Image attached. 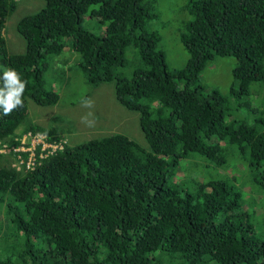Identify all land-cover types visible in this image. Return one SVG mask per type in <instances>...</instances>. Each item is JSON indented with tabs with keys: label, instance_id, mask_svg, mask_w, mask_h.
<instances>
[{
	"label": "trees",
	"instance_id": "1",
	"mask_svg": "<svg viewBox=\"0 0 264 264\" xmlns=\"http://www.w3.org/2000/svg\"><path fill=\"white\" fill-rule=\"evenodd\" d=\"M41 2L17 19L23 50L10 53L1 31L16 1L0 0V77L11 68L26 82L23 107L8 116L0 110V147L17 145L13 137L28 130L68 141L27 118L28 99L58 100L43 75L65 38L88 84L115 79V99L137 112L144 145L99 129L36 155L31 169H14L13 155L1 153L0 264H264V242L242 210L249 198L235 181L243 160L246 184L264 190V0H189L190 20L178 35L187 57L173 72L158 32L146 27L157 17L152 0ZM87 14L101 35L80 26ZM126 47L138 55L128 79L118 74ZM224 55L235 59L229 95L242 119L227 117L225 98L216 89L203 95L198 84L207 62ZM56 61L53 75L64 82L65 60ZM251 84L257 105L247 99ZM180 161L186 171L175 180Z\"/></svg>",
	"mask_w": 264,
	"mask_h": 264
},
{
	"label": "rangeland",
	"instance_id": "2",
	"mask_svg": "<svg viewBox=\"0 0 264 264\" xmlns=\"http://www.w3.org/2000/svg\"><path fill=\"white\" fill-rule=\"evenodd\" d=\"M16 1L13 11L8 15L3 24V38L5 40L6 50L10 53H18L23 50V41L15 30L17 19L41 6V0H14ZM154 2V12L157 14L155 19L147 22L146 27L149 30H155L159 34L158 49H161L164 55L165 67L168 72L182 67L186 61V51L179 41V32L183 25L190 20V15L185 9V5L189 0H152ZM96 8V5L89 6V9ZM80 26L95 35L103 33V26L99 25L95 17L89 14L84 15L80 22ZM69 38H65V46L59 55L53 56L50 61L49 68L44 72V77L48 88H52L58 92V100L56 103L45 106H38L27 100V118L28 121L38 126H53L57 131L67 138V143L71 146L80 140L88 138V136H96L91 133L103 129L106 132H117L125 134L129 138L135 140L140 146L144 145V140L138 126V115L135 111L124 109L114 96L113 81L103 82L95 86L88 84L82 72L78 68L77 62L80 60L79 55L72 52L69 46ZM124 65L118 69V74L125 78H130L132 66L138 62V55L135 49L126 47L124 50ZM61 58L64 63V82L58 81L53 74L57 72L58 61ZM235 64L232 56H214L200 70L198 76V84L201 86L203 95L209 93L212 89H216L218 93L225 98L224 107L228 110L227 117L235 112L240 119L244 116V111L236 109L234 99L229 95V86L232 84L231 69ZM59 74V72L57 73ZM254 84H251L250 94L247 99L251 100L254 105L260 101V94L253 92ZM252 90V91H251ZM246 99V98H245ZM90 100L93 107L86 108L82 106V101ZM263 106V104H262ZM92 115H88L89 113ZM242 113V117L237 113ZM54 117H56L54 119ZM82 117H87L89 121L94 120V126L89 127L82 122ZM232 118V116H230ZM228 119V118H227ZM55 121V122H53ZM61 121V124L59 125ZM20 128L16 131L18 132ZM117 130V131H115ZM113 133V132H111ZM18 137V135H16ZM41 138L38 134L25 131L20 135V145L30 146L33 141H39ZM63 141V139H61ZM4 153H16L15 148L2 144ZM30 155H25V159L21 155L15 154V159L11 162V166L19 167L22 162L28 165L31 162ZM29 158V159H28ZM23 160V161H22ZM193 159H187L188 173L194 175ZM202 161V160H201ZM28 162V163H27ZM207 162V161H206ZM209 163V162H207ZM242 170L238 177H235L236 184L240 187L243 197L249 198L248 205L242 210L246 211L249 222L253 225V232L264 242V190L262 187L254 184L252 190L249 181L246 179L248 173L246 171L245 162L239 161ZM179 172L176 173L175 180L183 177L185 169L180 161ZM182 165V168H181ZM212 165V164H211ZM228 170V169H226ZM213 173L221 174L220 168L212 165ZM246 184V185H244ZM249 190V191H248ZM254 201L260 203L261 210L257 212V207L253 206ZM1 216V213H0ZM3 218V217H2ZM2 241V240H1ZM171 256L164 255L166 262Z\"/></svg>",
	"mask_w": 264,
	"mask_h": 264
},
{
	"label": "clouds",
	"instance_id": "3",
	"mask_svg": "<svg viewBox=\"0 0 264 264\" xmlns=\"http://www.w3.org/2000/svg\"><path fill=\"white\" fill-rule=\"evenodd\" d=\"M2 31H3V29H2ZM2 31H1V33H2V36H3V32ZM0 79H2V81H3V85L0 86V110H2V114L4 116H8L14 110H16V109H18L20 107H23V103H24V101H23V93H24L25 88H26V82L21 80L20 74L18 72H16L14 69H11V68H6L3 71V75H2V77H0ZM111 81H113V90H114V96H115V79H112ZM82 106L86 107V108H91V107H93V104H92V102L90 100H84V101H82ZM121 106L124 109L128 110V108L124 107L123 105H121ZM130 111H132V110H130ZM88 115L91 116L92 113L90 112ZM81 119H82V122L85 123L87 126H89V127L94 126V123H95L94 120L89 121L87 119V117H82ZM32 133L34 134V132H32ZM35 134L40 135L41 136L40 139L42 141H44L45 143L50 144V146H51L52 143L61 145L60 148L55 147V149H53V151L54 150H62L63 145L67 144L66 140L65 141L64 140L61 141V140H57V139H50V140L47 141L48 137L44 133L35 132ZM20 135L21 134H19L18 137H16V136L13 137V140L14 141H18V144L17 145H9V146L14 147L15 148V152L20 151V154H18V155L22 156V153H25V155H27L29 153L28 150H23V148L21 147L22 145H20V143H19ZM3 144H5V143H3ZM50 146H46V147L41 148L40 142H37L36 144H34V147L32 148V151H33V154H34V159L37 158L36 155H38V157H39L40 154L43 155L44 153H47L50 150V148H51ZM24 147L26 149L30 148V146H24ZM0 149H1V147H0ZM53 151H51L50 153L46 154L45 156L47 157V155L52 154ZM1 153L5 154V155L9 154V153H4V152L0 151V154ZM14 154H16V153H12L11 154V156L13 155V157H11L12 161H13V159H15V155ZM23 164L24 163L22 162L21 168L19 166L20 169H24ZM31 168H26V169H31ZM15 169H17V168H15Z\"/></svg>",
	"mask_w": 264,
	"mask_h": 264
},
{
	"label": "built area",
	"instance_id": "4",
	"mask_svg": "<svg viewBox=\"0 0 264 264\" xmlns=\"http://www.w3.org/2000/svg\"><path fill=\"white\" fill-rule=\"evenodd\" d=\"M37 142H40L41 148L46 147V146H50V144L45 143V142L42 141L41 139H40L39 141H33V142L31 143V145H30V148L25 149V150H28V152H29L28 154L30 155L29 158H31V162H29L28 165H25V168H31L32 165H33L34 154H33L32 148L34 147V144H36ZM50 147H51V148H50V150H49L47 153H44L43 155L40 154L39 157L45 156L46 154L50 153L51 151H53V149H55V147L60 148L61 145L52 143ZM21 149H22V148H21ZM0 151H2V146H1ZM29 158H28V159H29ZM27 163H28V162H27ZM16 168L18 169L19 167H16Z\"/></svg>",
	"mask_w": 264,
	"mask_h": 264
}]
</instances>
